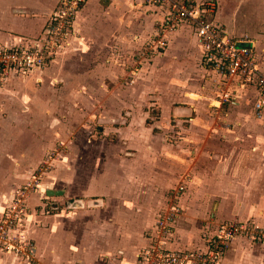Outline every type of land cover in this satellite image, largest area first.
<instances>
[{
  "label": "crops",
  "instance_id": "crops-1",
  "mask_svg": "<svg viewBox=\"0 0 264 264\" xmlns=\"http://www.w3.org/2000/svg\"><path fill=\"white\" fill-rule=\"evenodd\" d=\"M59 1L0 0V43L29 45L37 39H43L45 26ZM103 1H110L109 8L116 2L121 3L124 6L121 12L126 8L140 13L136 9H146L151 14L154 26L163 16L160 8L141 0H87L77 12L74 34L58 51L52 63L43 69L31 71L25 79L15 75L10 77L2 88L5 90H0V123L10 128V134L0 135V216L11 191L32 177L33 169L43 155L62 138V131L65 129L73 136L81 130L79 122L71 119L67 123L48 122L43 114L45 105L39 112L33 104H29L27 94L32 92L24 96L26 102L21 106V113L15 112L17 107L13 109L10 105V89L83 87L88 89V95L77 102L81 106L90 108L98 102L107 112L116 104L132 108L137 106L134 101L132 105L127 97L129 94L134 98L132 95L136 91L125 89L123 94L126 96L117 100L115 96L109 95L111 92L105 93L104 90L103 97L99 99L94 90L105 89L107 80H112L115 75L112 64H108L111 54L103 57L104 62L99 55L108 43L105 39L94 37L97 30L92 23V15ZM215 2L217 8L214 19L223 25L228 35L238 38L246 35L255 40L257 60L264 72V61L260 60V51L264 50V0ZM80 30L84 35L89 33L94 36L86 43L80 42L77 40ZM168 38L169 53L187 38L200 56V70L204 73L197 84L189 85L193 66L176 54H168L166 50V66L169 71L172 68L176 72L169 77V84L181 91L183 96L189 90L202 97L208 95L205 98L211 100L207 106L209 114L219 116L222 111L226 113L225 124L218 126L222 129L215 128L217 140H210L213 133L208 132L205 141H199L197 146L187 152L181 150V153L179 150L177 154L183 161H179L178 165L172 163L175 161L170 158L173 154L168 153L170 149L164 137L166 123L162 126L159 120L152 127L150 135L135 138L136 130L133 132L134 149L130 151L126 149L132 135H129V139L119 137L121 146L118 144L114 151H111L108 139L103 138L88 139L89 143L94 144L86 154V145L83 144L84 149L81 150L80 145L74 144L76 151L72 150L67 156L75 160L60 162L54 174L45 177L38 189L29 196L32 209L26 217L25 230L36 243L38 261L35 264H139L138 255L150 243L148 236L160 210L165 207L168 191L179 179L187 180L188 170L192 178L181 195L185 211L172 228L171 247L191 250L189 247L193 244L201 245L203 232L213 223V219L254 220L264 226V128L260 124L261 120L264 121V112L260 119L254 115L253 102L259 96L256 88L229 86L221 79L204 62L202 45L190 23L182 22ZM260 44L263 45L261 48ZM177 63L179 65L175 69ZM139 72L142 75V71ZM172 78L177 82H172ZM58 81H63V84L55 87L53 83ZM228 87L233 91L231 97L222 100L221 94ZM175 110L179 115H188L197 108L190 103L175 106ZM26 112L29 115L39 112L35 114L39 120L25 117ZM207 119L203 115L192 118L195 122L201 120L203 126L207 124ZM129 124L133 125L132 122L126 124L127 131ZM238 129H243L242 136L238 134ZM13 130L18 133L12 134ZM187 138L182 136L180 142ZM78 139L70 136L68 140L72 143L79 142ZM117 150L118 153L115 152ZM120 150L126 151V155L119 154ZM115 158H118L117 161ZM68 180L71 182L68 183ZM64 182L70 185L67 187ZM183 184L178 183V188H185ZM49 189L63 190V194L49 196ZM77 190L82 192L74 193ZM74 194L78 198L77 202L71 204L72 207L62 208L60 203L52 206H55L53 211L50 210L53 200L58 203L64 198H74ZM8 256L0 253V264H25L14 255Z\"/></svg>",
  "mask_w": 264,
  "mask_h": 264
},
{
  "label": "rangeland",
  "instance_id": "rangeland-1",
  "mask_svg": "<svg viewBox=\"0 0 264 264\" xmlns=\"http://www.w3.org/2000/svg\"><path fill=\"white\" fill-rule=\"evenodd\" d=\"M110 5V1H103L100 8H96V10L93 11L92 23L97 30L96 36L89 33L84 35L80 30L77 40L86 43V40H90L89 38L94 36L98 39H105L106 43H108L105 50H101L99 55L103 61V57L111 54L112 59H108V64H112L115 69V75L112 80H107L106 88L104 87L105 89H94L98 94L96 96L101 99L103 97L102 91L104 90L105 93L111 92L109 95H113L117 100H120L121 96H126V94H123L126 91L125 89L136 91V93L132 95L134 98H131L129 94L127 95L132 105L133 101L137 103L136 108L116 104V106L112 105L114 108H112L110 112H107L101 104H98V102L90 108L86 105L81 106L79 103L77 104V102H81V99L88 95V89H84L83 87L82 89H10V105H12L13 109L17 107L15 112L19 111L21 113V106L25 105L26 102L24 96L28 92H32L27 94V98L30 99L29 104H33L34 106H32L34 109L36 111L38 109L39 112L45 107L43 114H45L48 122L59 121V123H67V120L71 119L76 122L78 121L80 125V132L73 136L70 132L64 129L62 134H60L62 138L56 142V145L53 148L43 155L41 160L34 167L33 171H37L39 174L40 183L48 175L54 174L53 172L60 167V162H68L72 159L68 157L67 154L72 153V150L76 151L73 147L74 144L80 145L79 147L81 150L84 149V145H86L87 148L85 147L84 149V154H86L94 144L93 142L89 143L88 139H108V142H106L111 146V151H114L116 146L118 144L120 145L118 141L119 137H122V139L124 137L129 139V135H132V137H130L131 143H127L128 148L126 149V151H130L131 149H134L133 143L135 141L133 132L136 130L135 138L142 137V135H150L152 134V127L155 122H158L159 120L160 125L166 123L164 137L169 145L170 152L168 150V153L173 154L170 158H173L175 161H172V163L178 165L179 161H183L180 160L179 155L177 154L179 150L187 152L190 148L195 147V145L197 146L199 141H205L208 132L213 133V136L209 135L210 140L214 138L217 140L214 136V134L217 133L216 129H222L218 126L225 124L224 118L226 113H223L224 111L219 113V116H213L208 113L209 108L207 106L209 101H211L209 98H205L208 95L202 97L201 95L193 94L189 90V92L183 96L184 94L181 91L173 88L169 84V77L171 78L173 73L176 72H173L172 68L169 71L166 66V50L167 52L169 50L167 40L169 39V34L173 33L178 28L173 31H167L168 33L166 32L167 34L165 35L162 32L163 30L160 28L159 23H156L154 26L151 14L146 9H136L141 11L140 13L126 8L125 11L121 12L124 7L121 3L116 2L109 8ZM98 33H100L99 36ZM189 37L190 36L187 35L188 39ZM140 38H142V40ZM187 38L183 39L184 41H182L183 44L181 46H176L170 53L180 56L181 60L185 59L187 64L190 62L193 66L192 77L189 78V80H191L189 81V85H191L193 83L197 84V80L202 78L204 72L202 69L200 70V56L193 47V44L188 43L186 40ZM262 46L263 45L260 44V48ZM260 52V60L264 61V50H261ZM170 53L168 52V54ZM177 56L176 58H178ZM52 61L45 67L49 66ZM178 65L179 64L177 63V65L174 66L175 69H177ZM139 71H142V75H139ZM30 72L31 71L26 73L16 71L9 72V74L0 81V90L9 82L11 76L15 75L21 77V79H25ZM171 80L172 82H177L173 78ZM58 82L53 83V85L57 87L58 85L60 86L63 84V81ZM3 90L5 89H2L1 91ZM120 92H122L121 95ZM190 103L195 104L197 110H193L191 113L188 112L190 113L188 115H179V112L175 110V106H186ZM161 107H163L164 110H161ZM39 112L35 114L38 115ZM35 114L29 115V112H26L25 117H32L34 121H38L39 118ZM43 114L40 116H43ZM199 115L208 118V121L206 122L207 124H204V126L201 120L200 122L199 120L196 122L192 120V118ZM213 117H215V119L212 122ZM130 122H132L133 125L129 124L128 132L125 125ZM260 122L261 126L264 128V121L261 120ZM73 127L69 126L68 128ZM119 127H122L121 130H118ZM7 133L10 134V128H7L0 123V135H8ZM11 133L17 134L18 132L13 130ZM238 134L242 136L243 129H238ZM70 136L75 138V140L78 139L77 136H80V141L69 143L68 139H70ZM182 136H188V140L180 142ZM215 140H213L214 144L216 142ZM126 151H121L119 154L126 155ZM115 152L118 153V150ZM76 159L77 161L80 160L78 158ZM115 159L117 161L118 158ZM72 160H75V158ZM186 177L188 181L179 179L177 182L173 183V187L170 188L167 193L168 198L164 206L167 207L174 203L181 209L179 215H177L172 224H170L171 229L174 228L175 221L178 217L185 211L184 206L181 203V195L186 189L189 180L192 178L189 174V170L187 171ZM69 182L71 181L68 180V183ZM64 183L67 187L70 185L67 182ZM178 183H184L185 188H178ZM78 192L81 193L82 190H77V192L74 193ZM72 197L74 198H64L58 203L55 202L56 200H53L50 204V210L53 211L55 208L52 206L60 205V203L63 205L62 208L69 209L72 207V203L77 202L78 198L76 194ZM53 199L56 198L54 197ZM6 203H4V207ZM45 203L48 204L47 202ZM31 209L30 205V210ZM227 221L238 222L239 224L243 223L245 228H243L241 233L235 234L234 237L228 241V246L224 249L223 254L210 264H264V226L254 220L224 219L217 221L213 219V223L211 222L209 228H205L203 232L201 245L196 243L190 246L192 248L189 247V249H193L194 247V249L198 251L206 250L210 243L209 239L216 236L219 226ZM25 234L28 239L34 243L35 256L33 264H35L38 261L36 243L26 230ZM171 239L170 235L169 237H166V249L178 250L176 247H171V244L169 243ZM181 249L183 251H188L186 250L187 248ZM0 253L7 254L9 255L8 257H10V252L7 253L6 251H0Z\"/></svg>",
  "mask_w": 264,
  "mask_h": 264
},
{
  "label": "built area",
  "instance_id": "built-area-1",
  "mask_svg": "<svg viewBox=\"0 0 264 264\" xmlns=\"http://www.w3.org/2000/svg\"><path fill=\"white\" fill-rule=\"evenodd\" d=\"M86 1L60 0L41 40L37 39L29 45L0 43V81L11 71L26 73L42 69L51 62L74 34L77 12ZM141 1L163 11L159 24L165 35L184 21L190 23L202 45L204 62L229 86H254L259 94L253 102L254 115L257 118L263 116L264 72L257 60L255 40L246 35L240 38L228 35L223 25L214 19L215 0ZM232 92L228 87L221 94V99H230ZM39 186V174L33 171L27 182L11 191L0 216V251L10 252L26 264H33L35 256L34 243L25 234V220L30 213L29 196ZM180 210L174 203L160 210L148 236L150 243L138 255L139 264H210L223 254L228 241L245 228L243 223L227 221L219 226L216 236L209 239L210 243L204 251L168 250L166 237L171 234L170 224Z\"/></svg>",
  "mask_w": 264,
  "mask_h": 264
},
{
  "label": "water",
  "instance_id": "water-1",
  "mask_svg": "<svg viewBox=\"0 0 264 264\" xmlns=\"http://www.w3.org/2000/svg\"><path fill=\"white\" fill-rule=\"evenodd\" d=\"M47 194L49 196H52V195H62L63 194V190H60V189H49L47 190Z\"/></svg>",
  "mask_w": 264,
  "mask_h": 264
},
{
  "label": "trees",
  "instance_id": "trees-1",
  "mask_svg": "<svg viewBox=\"0 0 264 264\" xmlns=\"http://www.w3.org/2000/svg\"><path fill=\"white\" fill-rule=\"evenodd\" d=\"M53 208H55V206Z\"/></svg>",
  "mask_w": 264,
  "mask_h": 264
}]
</instances>
